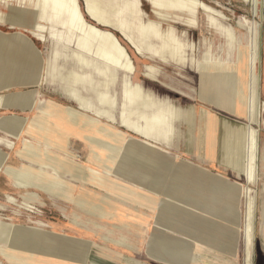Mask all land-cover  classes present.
Here are the masks:
<instances>
[{
	"label": "rangeland",
	"instance_id": "rangeland-1",
	"mask_svg": "<svg viewBox=\"0 0 264 264\" xmlns=\"http://www.w3.org/2000/svg\"><path fill=\"white\" fill-rule=\"evenodd\" d=\"M38 1L0 0V12L5 16V22L0 23V36L12 39L13 36L21 34L25 37V40L19 38L15 41L4 42L2 45L4 48L12 50H5L0 55V96L7 100L15 96H31L36 100L33 106H20L19 103L8 102L7 106L0 108V125L2 120L10 117H17L21 119V122H25L23 135L18 140L14 139L11 132L4 126L0 127V150L7 156L5 170H13L14 173L28 177L31 184L52 187L54 191L49 194L39 187H31L17 189L19 192L9 193V196L6 197L5 192H8L9 187L11 188L15 184L14 178L12 175L0 172V222L15 226L17 228L14 233L16 238L20 236L19 240L20 238L25 240L18 241L12 232L9 233L10 242L18 243L15 247L22 255H25V257L20 256L25 260L16 264H56L51 256H46L49 254L48 245L42 244L40 248L28 245L32 242L31 239L38 237L32 234L34 230L38 232L37 235L40 234L42 237L49 238L50 236L58 239L57 257L59 258H57V264H68L66 258H81L87 252L85 247L90 246L87 244L90 241L96 243L101 249H115L120 247L121 242H125L122 245L126 246L130 240L143 241L138 247L140 248L138 253L148 251L150 258L154 255L175 264L187 262L183 256H179V258L178 256H168L160 246L162 243L167 248L183 252L197 249V255L201 254L204 258L210 259L212 257L209 255L212 254L218 255L219 260H227L233 264H245L242 226L245 210L243 188L247 187L256 191L257 198L253 264H264V229H262L264 225V124L260 128L256 127L259 130L257 184L248 185L242 169L245 161L243 137L233 139L229 131L226 132L224 128L213 123L202 124L206 129L205 133L201 125V117L208 113L213 114L222 122L244 127L248 123L246 106L237 103L234 110H225L215 106L214 103L220 98V95L214 82L217 79L214 65L212 67L210 65L208 76L201 75L202 89H198L200 82L198 65L204 64L206 53H210L214 60H218L219 63L217 62L215 66L220 69L229 68L246 80L252 42L251 30L257 23L261 30L262 76L260 90L261 102L264 104V6L261 16L256 18L252 12L251 0H200L217 11L219 16H213L201 10L195 14L197 27L192 28L187 24L190 14L181 15L171 12L173 18L162 20L154 13L152 4L147 0H91L105 13L104 16L109 26L102 27L88 16L86 0H78L81 15L85 21L101 30L113 33L125 48L134 65L133 73H128L114 70L111 65H106L96 59L92 60L93 65L90 69H82L74 59V53H80L78 49L80 32L67 23L66 15L60 16L50 10L44 14V21L39 22L36 18ZM177 15L179 16L177 17ZM119 19L131 27L137 39H141L137 31L140 23H153L158 26L165 38L163 41L153 38L151 42L159 49L163 47V42L167 41L168 33L172 32L177 40L173 46L174 54L166 49L158 56L149 53L139 55L121 36L117 28ZM40 23L45 29L43 34L35 28ZM227 31H232V37L238 39L239 48L237 50L229 44ZM179 41L184 45L182 50L178 48ZM26 42L36 50L39 58L38 65L34 64V58L32 59ZM17 51L21 56L19 53L17 54ZM179 55L182 57H178ZM22 56L26 58V60L23 59L24 61H29L27 65H17L20 63L18 58ZM4 59L7 60L4 61ZM55 59L58 60L55 79L46 82L44 80L45 64ZM76 74H79V77ZM37 81L39 83H35ZM131 84L139 85L144 93L161 100V102L164 101L163 105L149 110L138 107L131 113L124 110L125 106L127 109L130 107L126 98V90L127 86ZM67 87H72L80 99L88 103L87 109L80 110V102L77 98L67 94L65 90ZM95 90L96 92H94ZM102 93L109 97L110 103L106 106L101 105L99 101L98 94ZM244 94L246 96L245 90ZM40 97L45 102L42 106L38 102ZM53 103L61 107L72 108L81 113L83 118H89L88 121H97L99 127L103 126L112 134H120L122 137L104 139L99 134V139L106 143L108 141L110 147L99 149L102 156L97 159L93 156L95 146L85 139L84 132H82L83 138L80 134L75 133H79L78 129L70 128V124L63 115L67 111L62 110V114L59 113V115L54 113L51 105ZM171 105L185 111H188L189 108L194 109L193 126L186 121L182 122L180 117L173 121V117L170 116L169 123L173 125L174 132L166 134L168 128H160L162 138L156 140L144 138L125 128L121 123L122 113L125 111L128 119L140 127H146V123L140 121V115L145 114L152 117L158 113L161 107L167 108ZM159 106L161 107L159 108ZM174 112L176 111L174 110ZM42 120H46L45 126L51 131L64 136L67 143V148L64 147L66 150H59L57 146L46 143L38 135V131L31 130L32 126H36ZM85 134L91 136L93 133ZM220 142L223 143L225 150L228 148L223 159L231 161L235 158L236 173L231 172L225 166L210 165L205 161L206 159L214 161L218 157L217 146ZM11 143H13L12 149L9 147ZM113 145L116 147L115 153L111 152ZM131 148L139 151L151 150L154 157L157 156V158L149 160L148 150L146 151L147 155L144 152L141 154L144 158L131 157L129 154ZM28 150H35L69 164L82 166L85 171L90 170V172L104 177L108 182L106 181V184L102 182L100 185L99 182L92 180L81 181L76 177L79 173L77 169L70 177L60 171L59 167L47 168V165H43L45 166L43 167L38 164L39 160L26 156L25 152ZM204 152L206 153L205 157ZM160 157L161 159H159ZM238 161L239 165H237ZM45 174L51 178L43 177ZM204 174L205 177L199 178ZM212 174H220L231 181L235 187L232 192L233 198L222 196L221 193L216 195L219 192H214L212 184L206 182V179L216 180ZM80 178H83V175ZM152 178L154 184L150 187ZM228 186L227 184V190L231 192V188ZM193 189H197V191L194 192ZM33 193L38 196H32L28 208L23 204L25 200L30 199ZM159 194L160 196L156 197ZM81 197L84 199H80ZM127 197L128 202L131 200L132 203L125 202ZM151 197H156L160 201L155 200V205L158 207L149 209L147 213V208L137 204L148 207ZM79 199L81 202L88 203L86 208H81L76 203V200ZM106 199L113 200L112 202L120 209V212L128 216L136 217L139 212L145 213L144 216L147 214L149 216V234L151 225L163 229L154 227L151 234L147 235L146 231L141 233L122 228L115 217L117 213L114 215L111 211L112 208L107 206L109 213L107 216H102V213L95 208L109 205L110 202L105 201ZM134 202L136 203L134 204ZM2 205L6 207L5 211H2ZM160 208L170 213H163L165 216L160 217ZM196 208L200 211L194 210ZM233 213V224L221 219L226 217L232 221ZM169 217H173L175 220H170ZM196 221H200L202 225H210L212 231L218 230L219 233L209 236L212 235V231H210L200 240H190L180 227L189 222L195 224ZM56 224L61 225L64 230L56 231L58 226ZM167 226L170 229H167ZM0 228L2 227L0 226ZM221 232H225L227 238H221ZM84 236H90L92 240H83ZM215 236H219L217 240L213 239ZM232 236L235 238L234 244H237L236 251L234 249L233 253H230L227 250L223 253L225 248H230ZM179 242H185L184 246H179ZM3 249L4 253H10L9 245L6 244ZM34 249L37 250L36 254L30 253ZM20 257L14 256V259ZM47 257L51 258L50 261L46 259ZM4 258L0 256V261L3 264H12L6 256ZM197 260L199 261L200 258L198 257ZM154 262L157 264L156 261ZM216 262L221 264L220 261ZM198 263L215 264L213 261L205 260Z\"/></svg>",
	"mask_w": 264,
	"mask_h": 264
},
{
	"label": "bare ground",
	"instance_id": "bare-ground-1",
	"mask_svg": "<svg viewBox=\"0 0 264 264\" xmlns=\"http://www.w3.org/2000/svg\"><path fill=\"white\" fill-rule=\"evenodd\" d=\"M147 1H149L152 4L154 8V13L162 20H169L173 18L171 16L173 15L171 14V12H175L181 15L190 14L191 16L189 17V19H187V24L189 25V27H192V28L197 27V24H196L197 17L195 14L201 10L206 13L212 14L213 16H219V13L217 11H215L211 7H208L200 0H147ZM250 2L252 5V12H253L254 17L257 18L261 16V10L264 6V3H263L264 0H251ZM86 8H87L88 16L92 20H94L97 24H99L102 27L109 26V23L107 22V19L104 16L105 13L94 2H92L91 0H86ZM48 10L60 16L63 14L66 15L68 18L67 23L70 24L74 29L76 28L77 31L80 32L81 37L79 38V41H78V49L80 50V53L78 52L74 53V59L77 61L78 65L82 69H90L91 66L93 65L92 60L96 59L97 61H101L102 63L106 65H111L114 70L117 69L120 71L133 73L134 65L131 59L129 58V55L127 54L125 48L121 45L117 37L111 32L101 30L96 26L88 24L83 18V16L81 15V9H80L78 0H39L36 5V18L39 22L44 21V14L47 13ZM178 16L179 15H177V17ZM4 22H5V16L0 12V23H4ZM42 26L43 25L40 23V24H37L35 28L37 31L43 34L45 32L44 31L45 29L42 28ZM259 27L260 26H258L256 23L255 28L251 30L252 42L250 45V52H249L248 63H247L246 80H244L242 76L237 75V73H234L229 68L220 69L219 67L215 66L218 60L217 59L214 60L213 55L211 56L210 53L205 54L204 64L202 63L201 65H198V70L200 74L205 77L208 76L210 73L209 72L210 65L211 67L212 65H214V72L217 76V79L214 82L218 90V93L220 95L219 99L216 98L217 100L214 103L215 106L220 107L221 109H225V110H234L238 103L240 105H245L247 108L248 123L244 127L230 125L229 123H225L224 121L222 122L221 120H218L217 117L215 118L213 114H208V113L206 116L205 115L202 116V124L204 123H206V125L211 124V123L216 124L219 127L224 128L226 132L229 131L233 139L237 137H243V141L245 144L244 145L245 146V157H244L245 161L243 164L244 167H242V169L246 175V182L248 185L257 184L259 130L256 127L260 128L264 124V104L261 102V90H260L261 89L260 83H261V76H262L261 75L262 60H261V42H260L261 41V30ZM117 28L121 36L124 38V40L139 55H143L144 53H149V54H153L154 56H158L162 53V51L166 49L172 52L174 50V47H173L174 43L177 42V40L175 39L176 36H174L172 32H169L167 35V41L163 42L164 43L163 47L159 49L157 46H155L151 42L153 38L163 41L165 37L163 36V33L161 32L159 27L153 23H140L139 27L137 28V31L139 32L141 39H137L134 36L131 30V27L127 25L121 19H119L117 22ZM232 33H233L232 31H227L226 33L227 39H228L229 44H231L232 47L235 48V50H237L239 48L238 46L239 42L237 38L232 37L233 35ZM19 38L25 40V37L21 34H17L13 36L12 39L11 37L0 36V55L3 54L5 50L6 51L12 50V49L4 48L2 46L4 42H8L11 40L15 41V39H19ZM42 41H45V40H42ZM27 47H28L29 53L31 54L32 59L34 58L33 59L34 64L38 65L36 62L35 53L33 52V50L31 49L29 45ZM178 48L179 49L181 48V50L184 48V45H182L180 41L178 42ZM18 53L19 52L17 51V54ZM180 56L182 57V55H179L178 57ZM7 57H8V54H7ZM21 58H18L20 60V63H17V65H27L29 61H24L23 59L26 60L24 56H22ZM5 60L7 59H4V61ZM57 63H58V60L55 59L45 64L46 67H45V73H44V80H46V82L53 81L55 79ZM258 65H259V70H258ZM46 73L48 74L46 75ZM76 75L78 76L79 74H76ZM12 78H14V76H12ZM72 79H73V75H72ZM35 83H39V81ZM244 83H246V85H244ZM65 90L67 91V94L77 98V100L80 102L79 103L80 110L84 111L85 109H87L88 103L85 100H81L79 95L75 92V90L72 87H67ZM244 90H245L246 96L244 94ZM94 92H96V90ZM98 95H99V101L101 102V105L106 106L107 104L110 103L109 97L107 94L102 93ZM126 98H127V101L130 103V107H128L127 109V107L125 106L124 110H128L130 113L138 107H142L146 110H149L154 107H157L158 105L162 106L164 102V101L161 102V100L155 99L154 97L144 93L139 85H132V84L127 86ZM35 101L36 100L33 99L31 96H24V97L15 96L13 98H8V100L0 96V108L7 106L9 104L8 102H11L13 104L19 103L18 105L20 106H25V105L33 106L35 104ZM38 102H39V105L41 106L44 105L45 103L42 97L38 99ZM51 105L55 111L54 113H57L58 115L59 113L63 112L62 110L67 111L66 114H63L65 115L64 119L70 124V128L78 129L79 130L78 134L81 133V136H82V132H84L83 134L86 137L85 139H87L89 143L95 146L93 150V156L97 157V159H99L102 156V154L100 153L101 151H99V149L101 148L108 149V147H110V143H108V141L106 143L104 140L99 139V134H101L104 137V139L105 138L109 139V137L110 138L114 137V138L119 139V137H122V135L120 134H116V135L114 133L112 134L109 130H107L103 126L99 127L97 124V121H94V120H92V122L88 121L89 118L88 119L83 118L81 116L82 115L81 113L73 110L72 108L61 107L60 105L54 104V103ZM161 106H159V108ZM174 110L176 111L174 112L175 114L173 113ZM194 113H195L194 109L192 108H189L188 111H185L182 109H178L176 106H172V105L171 107H167V108L161 107L158 110V113L154 114L152 117H148L145 114L140 115V118H139L140 121L146 123V127H140L138 126L137 123L132 122L130 119H128L125 114V111H123L122 117H121V123L125 128L132 130L134 133L141 135L144 138H147V139L154 138L156 140H160L162 138L160 128H168V131L165 132L166 134L168 133L172 134L174 132L173 125L169 123L170 116L173 117V121H175V119L180 117L179 119H181L182 122L186 121L187 123L193 126V120H195ZM100 114H102V112H100ZM58 121L60 120L58 119ZM24 123L23 121L21 122L20 118L10 117V118H5L4 120H2L1 125L11 132L12 137L14 139L18 140L23 135ZM45 125H46V120L39 121L38 124H36V126L34 127L32 126L31 130L38 131V135H40L47 143H57L59 145L60 144L63 145L64 136H62L61 134L59 135L58 132L51 131ZM89 132L90 134L91 132L93 134H91V136H89L88 134H85ZM9 147L10 149H12L13 143L9 144ZM115 148L116 147L113 145V148L111 149L112 153H115V150H114ZM129 150H130L129 154L131 155V157L144 158V156L141 154H143L144 152V154L147 155L146 151L148 149L139 151V150H135L134 148H131ZM25 153H26V156L39 160L40 162L38 164H40L41 166L47 165V168L59 167L61 170H63L62 172L66 176L69 175L71 177L75 169H77L79 173L76 177H78L81 181L92 180V181L99 182L100 185H102V182L105 184L108 182L107 180H105L104 177L103 178L99 177L97 174H94L90 171L86 172L85 170H82L79 166L69 164L68 162L59 160L51 155L42 154L41 152H38L35 150H28ZM148 153H149V160L153 158H157V156L154 157L153 152L151 150H148ZM159 159H161V157ZM234 159L235 158H233V160ZM6 163H7V156L3 154L0 150V172H5L6 175L8 174L12 175V177L14 178V183H15L14 185L16 188L21 190V189H26V188H31V187H39L41 188L42 191L46 193H49V194L54 193V191L52 190V187L49 188V187L37 186V185H34L35 183L31 184L29 182L30 180L28 179V177L26 178L22 176L21 174L14 173L13 170H5ZM239 164L240 163L238 161L237 165ZM82 175H83V178H80ZM43 177L48 178V179L51 178L49 175H46V174ZM228 187L231 188V191L233 190V187H230V186ZM119 189L123 190L122 188H119ZM243 191H244V198H245V210H244V215H243L242 234H243V240H244L245 264H253V260H254L253 259V249H254V244H255L254 239H255V220H256L257 198H256L255 190L247 187V188H243ZM32 196L37 197L38 195L33 193L30 196L29 200H25V203L23 202L24 206H28V203L32 201L31 199L33 198ZM126 200L127 201L129 200L128 197ZM105 201L111 202V199H108V200L106 199ZM138 203L140 202L138 201ZM78 204L81 208H86V206L88 205V203L86 202H81L80 199L78 200ZM95 208L99 210L100 213H102V216H105L104 209L101 206L95 207ZM1 223L2 222H0V226L2 227L0 228V246L9 244L10 243V239H9L10 237H8L9 233L12 232L13 236L16 237L14 233L17 230V228L11 224H8V223L1 224ZM37 233L38 232L35 230L34 232H32V234L35 236H38ZM39 236L41 235L39 234ZM165 251H166L165 253H167V255L170 257L178 256L179 258V256H183L184 259L189 260L190 263L199 264L196 255L190 250H186L185 252H183L180 250H171V249L166 250L165 249ZM22 260L24 259L21 258V261ZM19 261L20 260L18 261L16 260L15 263ZM0 264H3V263L0 261Z\"/></svg>",
	"mask_w": 264,
	"mask_h": 264
},
{
	"label": "crops",
	"instance_id": "crops-1",
	"mask_svg": "<svg viewBox=\"0 0 264 264\" xmlns=\"http://www.w3.org/2000/svg\"><path fill=\"white\" fill-rule=\"evenodd\" d=\"M31 49L33 50V52L35 53V56H36V60H37V64L39 63V58H38V56H37V52H36V50H34L32 47H31ZM198 89L200 90V89H202V78H201V74H200V82H199V87H198ZM201 125H202V117H201ZM202 127H203V125H202ZM204 128V127H203ZM204 130H205V133H206V129L204 128ZM75 133H77L78 134V132H75ZM80 135H81V133H80ZM82 137V136H81ZM63 140H64V142H63V145L62 144H57V143H49V144H52V145H55V146H57V148L60 150V149H63V150H66V148H67V143L65 142V139L63 138ZM47 143V142H46ZM64 147H66V148H64ZM226 150H228V148L226 149ZM225 150V148H224V145H223V143H221L220 142V144L218 143V146H217V151H218V157L214 160V161H211V160H208V159H206L205 161H207L210 165H214V164H216V165H222V166H225L226 168H229L230 169V171L231 172H237V170H236V168H235V161L234 160H224L223 159V157H224V155L226 154V151ZM229 150H230V147H229ZM224 151V152H223ZM206 152V151H205ZM204 152V157H205V153ZM205 159V158H204ZM234 161V162H233ZM72 164V163H71ZM73 165H76V164H73ZM77 166H79V165H77ZM82 170H85V168L83 167L82 168V166H79ZM60 171H63V170H61L60 169ZM90 171V170H89ZM89 171H86V172H89ZM92 172V171H91ZM239 172V171H238ZM94 173V172H93ZM94 174H96V173H94ZM213 176H214V178L216 179V180H213V179H206V182H208V183H210V184H212L211 186L213 187V190H214V192H219V193H216V195L217 194H220L221 193V195L222 196H226V197H230V198H233V190L230 192V191H228L227 190V184L230 186V187H234V185H232L231 184V181H229L227 178H225V177H223L222 175H220V174H212ZM220 175V176H219ZM99 176V175H98ZM100 177V176H99ZM203 177H205V174L204 175H200L199 176V178H203ZM152 181H154V179L152 178V180L150 181L151 183H152ZM219 181V182H218ZM229 181V182H228ZM220 182H222L223 184H221ZM153 184L154 183H152V184H149V186L150 187H152L153 186ZM214 184V185H213ZM224 185H226V186H224ZM12 188V189H11ZM9 187V190H8V192H5L6 194H5V196L6 197H8L9 196V193L10 194H15V192L17 193V192H19V190H17L18 188H16L15 187V185L13 186V187ZM150 190L151 191H153L152 190V188H150ZM156 191V190H155ZM157 191H159V190H157ZM193 191L195 192V191H197V189H193ZM239 191V190H238ZM154 192V191H153ZM230 192V193H229ZM157 193H160V192H157ZM72 196V195H71ZM70 196V197H71ZM87 196H88V193H87ZM158 196H160V194L159 195H156V197H158ZM201 196V194L199 195V197ZM156 197H151V199L149 198V206L148 207H146V206H144V205H139V204H137L138 206H142V207H144V208H147L148 209V211H146L147 213L149 212V209H154V208H156V207H158L157 205H155L156 203H155V200H159V199H157ZM80 199H84V198H80ZM89 200V199H88ZM113 200H111V202H110V204L109 205H103V209H104V214H105V216H107V215H109V213H108V211H107V206H109L110 208H112L111 209V211H113V213H114V215L116 214V218H117V220H118V222L120 223V226L122 227V228H127V229H129V231L130 230H135L136 232H143V233H145V231H146V233H148L147 235H150L151 234V230H152V228H153V230H154V227L155 228H157V226L155 225V226H153V225H151V228H150V234H149V216L146 214V216H144L143 214H145V213H143V212H139L138 213V216H136V217H132V216H128V215H126V214H123V212H120V209L117 207V206H115V203H113L112 202ZM160 201V200H159ZM72 202V201H71ZM125 202L126 203H132V202H128V201H126L125 200ZM8 204H10L9 202H7ZM76 203L78 204V200H76ZM134 204H135V202H134ZM1 209L3 210V211H5L6 210V207L5 206H1ZM194 210H198L197 208L196 209H194ZM198 211H200V210H198ZM263 211H264V207H263ZM201 212H203V211H201ZM165 213H170V212H167V210H164V209H162V208H160V217L163 215V216H165L164 214ZM173 214V213H172ZM174 214H176V213H174ZM114 217V216H113ZM175 218V217H174ZM179 218V217H178ZM168 219H170V220H175V219H173V217H169ZM221 219H224V221H227V222H229L230 224H233V219H234V213H233V218H232V221H230L228 218H221ZM181 220V219H180ZM183 220H185V219H183ZM3 222V221H2ZM170 222V221H169ZM200 221H196V223L195 224H192V223H194V222H189V223H186V225H182L180 228L182 229V232L184 233V235H186V236H188L189 237V239L191 240V239H194V240H200V239H202V237H204V235H206V233H209L210 231H212L211 230V226L210 225H205V224H203L202 225V223L200 222ZM5 223V222H4ZM184 224V223H183ZM56 225H58V224H56ZM134 226V227H133ZM169 226V225H168ZM168 226H167V229H170V228H168ZM171 226H172V224H171ZM196 226H198L197 228H196ZM68 227V226H67ZM202 228V229H204V230H202V229H199V228ZM135 228V229H134ZM157 229H163L162 227H159L158 226V228ZM262 229H264V225H263V228ZM64 230V228L62 229V227H61V225H58L57 226V228H56V231H63ZM78 231V230H77ZM207 231V232H206ZM224 231H225V229H224ZM217 233H219V231L218 230H213L212 231V235H209V236H213V235H216ZM222 233V236H220L221 238L223 237V238H227V235H226V233L225 232H221ZM83 234H84V232H83ZM219 235H221V234H219ZM235 236V235H234ZM20 237V236H19ZM19 237L18 238H16L18 241H20V240H22V241H25L24 239H22V238H20V240H19ZM218 237L219 236H215V237H213V239L214 240H217L218 239ZM233 237V236H232ZM236 237V236H235ZM238 237V236H237ZM35 238H37V239H31V241L32 242H30V243H28V245H31V246H39V248H40V246H42V244L43 245H48V252H49V254H46V256H51L52 258H53V260L55 261V263L57 264V258H59V257H57L58 255H57V242H58V239H56V238H52V237H50L49 236V238L48 237H46V236H44V237H42V236H39L38 235V237H35ZM83 240H85V239H87V240H92L91 239V237L90 236H84L83 238H82ZM106 239H108V238H106ZM235 238L233 237L232 238V240H231V243H230V248H228V249H224V251H223V253L225 252V251H229L230 253H233V250L235 249V251H236V245L234 244V240ZM193 240V241H194ZM128 241V240H127ZM14 242L15 241H11L9 244H7V245H9L10 246V253L8 254L7 252V254L6 253H4V246L6 245H1L0 246V256L1 257H3L4 258V256H6L7 257V259H8V261L10 260V262L12 263V264H14L15 263V261L16 260H20L21 261V257L20 256H24L25 257V255L23 254H21V252L15 247V245H18V243H15L14 244ZM115 244H118L116 241H113ZM143 242V241H142ZM142 242L141 241H136V240H130V242H128L129 244H131V246H129V244L127 243V245L126 246H123L122 245V242L119 244V246L120 247H118V248H115V249H101L99 246H97V244L96 243H94V242H88L87 244H89L90 246L89 247H85L86 248V250H87V252L83 255V256H81V258H77V259H75V258H66V260L69 262L68 264H154L155 262L154 261H156L157 262V264H175L174 262H169V261H165V260H163V259H161V257L159 258V257H157V256H154V255H152L151 256V258H150V253L147 251V252H145V253H138L137 251H140V248H138V247H140L139 245H141L142 244ZM237 242V241H236ZM24 244V243H23ZM123 244H125V242H123ZM156 244H158V243H156ZM184 244H185V242H179V246H184ZM133 246H136V247H133ZM160 246H162L163 247V250H169V249H171V250H176V249H172V248H167L165 245H164V243H162ZM12 248V249H11ZM3 250V251H2ZM17 251V252H16ZM191 251V250H190ZM36 252H37V250H31V252L30 253H35L36 254ZM166 252V251H165ZM195 255H196V257L198 258H200V263L201 262H203L204 260L205 261H208V262H215V264H219V262H216V261H220L221 262V264L223 263V264H233L232 262H227V260L226 261H223V260H219V256L217 257L216 255H212V254H210L209 256L210 257H212V258H204L203 256H201V254H198L197 255V249L195 250V249H193V251H192ZM12 253H14V254H12ZM15 253H17V254H15ZM29 253V254H30ZM40 254V253H39ZM226 255H228L227 253H226ZM14 256H17V257H20V258H18V259H14ZM12 257V258H11ZM5 259V258H4ZM24 260H25V258H23ZM47 260H49L50 261V259L47 257L46 258ZM222 259V258H221ZM6 260V259H5ZM198 261V262H199ZM186 262L187 263H184V264H192V263H190V261L189 260H186ZM16 264V263H15ZM208 264V263H207Z\"/></svg>",
	"mask_w": 264,
	"mask_h": 264
}]
</instances>
